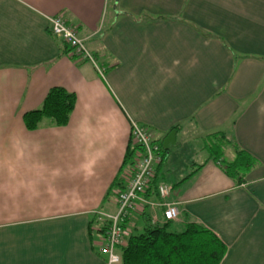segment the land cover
I'll use <instances>...</instances> for the list:
<instances>
[{
	"label": "crops",
	"instance_id": "obj_1",
	"mask_svg": "<svg viewBox=\"0 0 264 264\" xmlns=\"http://www.w3.org/2000/svg\"><path fill=\"white\" fill-rule=\"evenodd\" d=\"M56 17L87 39L105 77L66 52ZM53 88L77 97L68 125L29 130L25 114ZM132 123L164 161L125 238L166 223L149 203L167 184L176 227L214 232L221 264H264V0H0V264H107L105 214L133 174ZM218 133L258 162L241 185L214 157Z\"/></svg>",
	"mask_w": 264,
	"mask_h": 264
},
{
	"label": "trees",
	"instance_id": "obj_2",
	"mask_svg": "<svg viewBox=\"0 0 264 264\" xmlns=\"http://www.w3.org/2000/svg\"><path fill=\"white\" fill-rule=\"evenodd\" d=\"M66 52L70 53L71 50L68 48ZM76 103L74 93L63 88H53L41 109L25 114V124L29 130H36L44 120H50L56 126L64 127L68 125ZM215 136V146L220 149V155L214 156L216 161L222 163V169L228 177L241 185L258 162L230 142L225 134L218 133ZM227 146L234 150L232 160L225 156ZM134 153L135 148L131 143L126 165L132 166ZM113 189L124 191L122 180L119 179L111 191ZM124 240L121 248L122 264H221L227 255V247L220 238L208 228L194 222L180 228L173 222L153 225L148 220L143 232L131 234Z\"/></svg>",
	"mask_w": 264,
	"mask_h": 264
},
{
	"label": "built area",
	"instance_id": "obj_3",
	"mask_svg": "<svg viewBox=\"0 0 264 264\" xmlns=\"http://www.w3.org/2000/svg\"><path fill=\"white\" fill-rule=\"evenodd\" d=\"M51 33L61 39L71 50L70 55L94 65L102 77L106 70L101 68L93 53L89 50L87 39L69 26L61 18L49 19ZM132 143L135 148L132 159L133 174L125 191L118 198L117 211L114 214H105L108 227L105 236V245L100 253L107 258V264H122L121 248L125 239V224L137 205L144 201L150 192L156 177V166L164 161V153L156 144L152 132L147 127L132 123ZM160 202H151L150 206L163 208V217L166 222H177L181 216L179 204L172 195L171 187L161 184L157 188Z\"/></svg>",
	"mask_w": 264,
	"mask_h": 264
},
{
	"label": "rangeland",
	"instance_id": "obj_4",
	"mask_svg": "<svg viewBox=\"0 0 264 264\" xmlns=\"http://www.w3.org/2000/svg\"><path fill=\"white\" fill-rule=\"evenodd\" d=\"M216 143H217V142H215V145H217ZM131 167H132V166H131ZM144 226H145V223L142 224V227H143V228H144ZM141 232H143V231H140V233H141ZM129 233H130V235H131V234H135V233H137V231H134V229H132V230H130ZM138 233H139V232H138ZM128 236H129V234H128ZM128 236H126V238H127ZM126 238H125V239H126ZM124 241H125V240H124Z\"/></svg>",
	"mask_w": 264,
	"mask_h": 264
}]
</instances>
